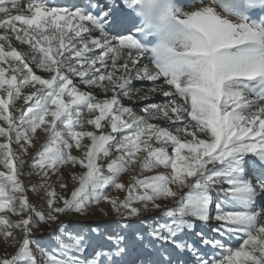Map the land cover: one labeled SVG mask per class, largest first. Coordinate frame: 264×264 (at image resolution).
I'll return each mask as SVG.
<instances>
[{"label": "snow or ice", "instance_id": "6c2138e0", "mask_svg": "<svg viewBox=\"0 0 264 264\" xmlns=\"http://www.w3.org/2000/svg\"><path fill=\"white\" fill-rule=\"evenodd\" d=\"M94 210L158 212L150 264H264V0H0V264L52 225L42 264H134Z\"/></svg>", "mask_w": 264, "mask_h": 264}, {"label": "bare ground", "instance_id": "6f19581e", "mask_svg": "<svg viewBox=\"0 0 264 264\" xmlns=\"http://www.w3.org/2000/svg\"><path fill=\"white\" fill-rule=\"evenodd\" d=\"M67 0H55L56 3H65ZM160 99V98H158ZM41 142H43V138H41ZM37 181L36 177H25L24 182L26 185H30ZM122 195V194H121ZM43 196L41 192L39 195L36 193L29 192L30 200L33 203H41L40 197ZM101 207L107 208V205H101ZM160 214L158 212L155 213H146L140 219L146 221V223H139L138 220L134 219L132 221H121L120 218L109 214L105 216L101 214L98 210H94L87 217H68L69 220L77 221L75 224V230L80 232L82 227L87 230H99L101 228L108 231V234L113 232H123V234L127 237L128 247H129V257L128 259L133 261L134 264H150L151 261L157 259L156 249L153 248L147 238L144 241L137 239V235L139 233H146L148 230V226L153 222L152 217H158ZM121 223V224H120ZM127 223L128 227H123L122 224ZM81 227H77L80 226ZM47 227V226H43ZM80 228V229H79ZM129 228H132L129 231ZM44 229V228H43ZM47 232L43 234L45 238L51 233V230L56 229V225H52L51 228H47ZM50 229V230H49ZM81 233V232H80ZM3 239V238H2ZM185 257L180 256L179 254L174 255L173 260L175 261H183Z\"/></svg>", "mask_w": 264, "mask_h": 264}, {"label": "rangeland", "instance_id": "374dc122", "mask_svg": "<svg viewBox=\"0 0 264 264\" xmlns=\"http://www.w3.org/2000/svg\"><path fill=\"white\" fill-rule=\"evenodd\" d=\"M77 227H81V225L77 226ZM47 228L48 227L42 226L39 231H35L33 233V237H32V239H33V252L35 253L36 258H37L38 262H40V264H42L43 257L41 255V253L39 252V250L36 248V242H39V244L41 246H47V247L52 246V240H53L52 236L50 234L47 236V238H45L43 236V234L45 232H47V230H48ZM55 230L56 229L51 230V233L54 232ZM131 230H132V228H129V231H131ZM80 232L82 234H84L85 236L89 237L96 244L105 243L104 238L106 235H108V231L106 230L105 227H104V229L101 228L98 233L96 231H93L92 229L90 231V230L84 229L83 227H82V229H80ZM2 238L3 237L0 236V257H4L5 255H8V256L14 255L16 253V251L18 250V248L12 247V246H7ZM20 238H22V237H20Z\"/></svg>", "mask_w": 264, "mask_h": 264}]
</instances>
